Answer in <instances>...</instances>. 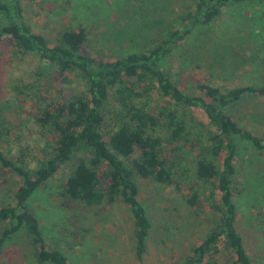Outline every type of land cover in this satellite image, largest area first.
Returning a JSON list of instances; mask_svg holds the SVG:
<instances>
[{"label": "trees", "instance_id": "1", "mask_svg": "<svg viewBox=\"0 0 264 264\" xmlns=\"http://www.w3.org/2000/svg\"><path fill=\"white\" fill-rule=\"evenodd\" d=\"M241 5L264 6V0H194L160 42L106 57L84 53L88 34L82 26L48 38L33 32L21 0H0V39L39 62L37 81L25 88H38L36 103L24 120L34 124L38 148L16 157L0 151V257L8 243L22 238L35 264H71L47 242L29 206L39 188L70 165L58 187L59 207L79 223L85 212L98 215L122 201L132 215L138 260L151 229L139 200L142 179L172 186L189 209L216 217L180 264H252L237 224V200L247 189L237 159L245 145L264 152V134L241 126L227 109L248 95L263 96L264 87H222L167 66L192 30ZM262 67L264 74V62ZM26 92L17 93L22 103ZM259 218L264 234V213Z\"/></svg>", "mask_w": 264, "mask_h": 264}, {"label": "rangeland", "instance_id": "2", "mask_svg": "<svg viewBox=\"0 0 264 264\" xmlns=\"http://www.w3.org/2000/svg\"><path fill=\"white\" fill-rule=\"evenodd\" d=\"M21 4L33 32L52 38L65 28L82 26L88 34L84 53L109 57L160 42L167 29L182 23L194 0H21ZM187 37L190 40L167 61L176 73L222 87H264L263 5L226 9L210 26L196 28ZM15 52L6 38L0 39V151L13 157L27 148L32 155L38 148L34 124L24 120L36 103L38 88H25L37 81L39 62L32 55L20 57ZM25 90L30 96L22 103L17 93ZM227 110L241 126L264 134V95H248ZM245 146L237 159L239 181H246L247 187L237 200V224L252 264H264V234L259 229L263 226L259 214L264 213V152ZM70 167L64 166L41 186L29 206L47 242L60 248L71 264H180L216 220L189 209L172 186L139 179V200L151 229L146 252L138 260L132 215L122 201L105 206L98 215L95 210L85 212L79 223L59 207L58 187ZM3 195L0 191V199ZM0 264H35V260L24 239L17 238L6 245Z\"/></svg>", "mask_w": 264, "mask_h": 264}]
</instances>
